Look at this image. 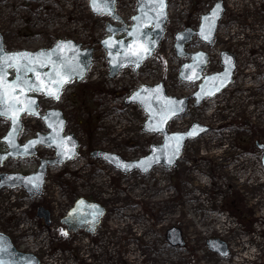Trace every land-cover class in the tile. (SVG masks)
<instances>
[{
	"label": "rangeland",
	"instance_id": "rangeland-1",
	"mask_svg": "<svg viewBox=\"0 0 264 264\" xmlns=\"http://www.w3.org/2000/svg\"><path fill=\"white\" fill-rule=\"evenodd\" d=\"M215 1L168 0L165 37L137 72L127 68L117 78L102 74L99 80L91 72L84 80L69 83L58 102L41 99V112L49 107L62 110L66 131L80 141L77 158L55 167L45 190L52 197L59 193L66 206L79 196L107 206L105 220L87 241L81 233L54 241L51 251L59 247L66 255L73 250L75 259L73 263L60 257L56 264H264V167L259 164L262 151L255 146L256 141L264 143V3L224 0L214 46L206 48L197 38L189 44L191 52L209 53L206 72L220 69L221 50L234 53L235 81L169 124L170 131L185 130L193 121L210 127L186 143L175 167L157 166L147 174L122 176L90 155L104 149L131 160L145 155L150 143L161 142L160 135L142 132L146 115L136 105H124V97L142 83L163 78L171 96L194 92L197 82L178 79V67L187 59L176 57L169 42L175 32L197 28L200 16ZM116 10L130 21L135 0H116ZM107 21L108 17L91 14L86 0H0V33L10 51L47 48L64 38L92 47L96 60L102 57L98 41ZM93 69L105 72L101 62ZM7 126L0 118V136ZM44 130L39 118L26 116L20 142ZM39 153L8 160L0 172H34L38 158L49 155L42 149ZM12 194L0 192V232L9 235L17 248L35 250L24 245L23 240H32L21 224L33 223L40 230L43 223L35 210L47 204L16 200L22 210L10 209ZM171 226L181 230L182 246L172 247L166 241ZM210 238L227 243L229 255L223 258L210 251L206 245ZM51 259L43 264H54Z\"/></svg>",
	"mask_w": 264,
	"mask_h": 264
},
{
	"label": "water",
	"instance_id": "water-1",
	"mask_svg": "<svg viewBox=\"0 0 264 264\" xmlns=\"http://www.w3.org/2000/svg\"><path fill=\"white\" fill-rule=\"evenodd\" d=\"M89 1V8L92 14L104 15L110 18V21L106 22L105 32L106 36L102 38L99 43L100 46L105 51V58L107 59L108 66V77L113 78L121 69L126 67H131L135 72L144 63L145 59L149 58L153 52L158 48L161 39L164 35V26L167 22V0H164L166 5L163 9L164 15L158 17L157 12L153 10V0H136V13L131 18V23L128 25L118 14L115 12V2L116 0H96L98 10H94L92 7V0ZM217 4H220L221 11L219 17L215 20V26L211 32L209 39H204L201 35V28L204 25L207 31V25L204 22L205 16H210L212 10ZM223 0H216L214 4L205 12L200 19L197 29H192L190 27L185 28L182 31H178L174 34V51L178 58L187 57L189 60L182 63L179 67L178 78L182 82H195L199 81L197 84V89L191 95H187L181 98L170 96L166 93L162 82L154 85L141 84L136 90L132 91L124 100V104H135L143 109L146 114V119L142 126V131L146 133L161 134V142L158 144H150L148 147V152L141 156L137 160H126L119 155L104 150H94L91 156L95 159H100L106 162L115 170L122 174H128L131 172H138L139 174L148 173L153 167L162 165L165 169L176 166L177 161L181 158L183 148L187 141H192L199 136L203 135L209 130V126L200 124L198 122H192L185 131L171 132L168 131V123L179 116L185 114L188 102L193 98L192 106L198 107L205 98H212L223 89H225L228 84L233 80V74L235 70V57L234 54L222 50L220 52V65L221 70L215 73L204 75L203 72L208 62V55L203 50H198L195 52L187 51L186 44L190 43L193 37L199 39L203 44L207 46H212L214 44V37L218 27V22L224 13ZM139 17V20L134 19ZM159 25L158 27L156 25ZM139 28L143 33L139 39H135L130 36L135 29ZM109 29H112L110 33ZM111 39L113 41H124V46L121 47L118 44H114L113 47L105 45L104 41ZM58 44L69 45L68 48L57 49ZM141 45L144 49H148L147 52L142 53L143 58L139 61L138 66L135 56L125 57L124 53L129 48L131 50L141 52ZM0 46L4 48L3 36L0 33ZM74 49V51L72 50ZM5 50V49H4ZM6 53H46L51 55V60L55 61L57 65L65 62V57H67V64L70 66L68 69L64 70L63 79L64 82L62 87L59 89V97L62 93L63 87L72 80L76 82L81 81L91 65L92 59V48H81V44L75 42L72 39H62L58 38L54 44L50 47H41L35 50H15L7 51ZM190 66L186 68L185 66ZM230 66V72L227 80L220 86L221 79H211L213 77H223L226 69ZM75 69L74 71L72 69ZM37 71L41 74V78L47 83L46 75L52 72V65L46 63L44 67L37 66ZM12 72V75L11 73ZM15 70L12 68L7 69V80L13 81L15 79ZM29 77L35 82L39 83L35 79L33 73L28 74ZM55 90V86H52ZM219 88V90H216ZM203 89V91H202ZM214 92V94L209 95L208 93ZM139 94V96H137ZM21 97L25 96V93L19 94ZM39 95L44 98L52 99L57 101V99L52 96L47 95L45 92H26V96L35 101L34 114L32 116L38 117L43 121L46 128V132H36L35 135L25 142L20 143L18 140L19 134H15L13 138V143L15 147L11 146L8 142L9 133L12 132L11 120H8V128L3 136L0 137V142L4 145L5 151L0 152V165L3 162L10 159L26 158L37 154L36 148L39 146L51 148L54 151L53 158L50 159H40L39 165L36 170L32 173H20V172H1L0 173V190L2 188L11 187H22L24 191L28 194L30 198L39 196L41 194L44 178L46 175L47 167L49 165H62L64 162L72 159L77 154L78 142L73 134L64 135L66 120L60 109L57 108H46L43 113L39 111ZM133 97H136L133 99ZM168 101H177L176 108L180 109L176 112L167 111ZM22 107L24 105H21ZM23 114H28L27 112H22L19 114V121L21 124V116ZM194 126L196 128V135H187L193 130ZM22 127V124H21ZM159 128V131H153L151 129ZM204 129L205 131H200ZM176 135H183L184 138L180 141L171 139V137ZM68 138H71V143H68ZM31 141H40L35 144L30 150L29 154H24V147L28 145ZM63 141L62 147H57L59 142ZM74 145V155H69L67 149H72ZM258 149L262 150V165L264 166V143L255 142ZM179 148L178 154L173 156V149ZM154 158V159H153ZM171 159V163L169 160ZM148 161V163L142 164L141 162ZM127 165V168H125ZM139 165V166H137ZM11 177H17L19 179H9ZM39 177L40 187L38 190H34L27 186L25 181L27 178ZM105 213V207L99 203L89 201L84 197L77 198L68 213L61 218L60 222L67 226L68 230L76 231L78 229H83L85 233L92 234L99 224L101 217ZM36 216L42 218L45 224H49L48 211L43 207L38 206L36 208ZM166 240L171 245H183V238L181 235V230L177 227H170L166 231ZM207 247L210 251L216 253L220 257H226L229 254V250L225 242L219 238H210L206 240ZM0 261L4 264H39V260L31 253L20 252L15 249L11 239L8 235L0 232Z\"/></svg>",
	"mask_w": 264,
	"mask_h": 264
},
{
	"label": "snow or ice",
	"instance_id": "snow-or-ice-1",
	"mask_svg": "<svg viewBox=\"0 0 264 264\" xmlns=\"http://www.w3.org/2000/svg\"><path fill=\"white\" fill-rule=\"evenodd\" d=\"M166 5L164 4V0H153V10L157 12L158 17H162L164 15L163 9ZM92 7L94 10H98V6L96 4V0H92ZM221 11L220 4H217L215 8L212 10L210 16H205L204 22L207 25V31L205 30L204 25H202L200 35L204 39H209L211 32L215 26V20L219 17V13ZM139 20V17L134 18ZM159 26L158 24L156 25ZM110 33L112 29H109ZM130 36H133L135 39H139L143 36V33L139 28L135 29L132 33H129ZM105 45L110 48L114 46V44H118L121 47L124 46V41H113L110 37L109 40L104 41ZM69 45L58 44L57 49L68 48ZM74 51V49H72ZM148 49H144L141 45V52H137L131 50L130 48L125 51L124 55L127 58L128 56H135L137 66L139 61L143 58L142 53L147 52ZM67 57H65V62L57 65L55 61L51 60V55L46 53H6L4 48L0 46V117H6L11 120L12 132L9 133L8 142L11 146L15 147L13 143V138L15 134H18L22 131V127L19 121V114L22 112H27L28 114H34L35 101L28 98L26 96V92H45L47 95L52 96L55 99H59V89L62 87V84L66 81L63 79L64 70L68 69L70 66L67 64ZM46 63L52 65V72L45 74L47 83L45 84V80L41 78V74L37 71V66L44 67ZM186 68L190 66H185ZM12 68L15 70V79L13 81L7 80V69ZM75 70L74 68L72 69ZM230 72V66L226 69L223 77H213L211 79H221L220 86H223V83L227 80V77ZM29 73H33L35 75V79L39 81V83H35L30 77ZM55 86V90H53L52 86ZM219 90V88H216ZM203 91V89H202ZM25 93L24 97H21L19 94ZM209 95L214 94V92L208 93ZM139 96V94H137ZM136 97H133L135 99ZM177 101H168L167 111L176 112L180 109L176 108ZM21 105H24L23 107ZM198 126H194L193 130L190 131L187 135L193 136L196 135V128ZM153 131H159V128L151 129ZM200 131H205L204 129H200ZM184 138L183 135H176L171 137V139L180 141ZM40 141H31L28 145L24 147V154H29V150ZM68 143H71V138H68ZM63 141L57 144V147H62ZM179 148L176 147L173 149V156L178 154ZM67 153L69 158L71 155H74V145L72 149H67ZM154 159V158H153ZM171 159L169 163H171ZM142 164L148 163V161L141 162ZM139 166V165H137ZM127 168V165H125ZM9 179H19L17 177H11ZM26 185L31 187L34 192L38 190L40 187V178L39 177H29L25 181ZM2 186V185H0ZM66 235L67 233H63ZM0 264H4L3 261H0Z\"/></svg>",
	"mask_w": 264,
	"mask_h": 264
},
{
	"label": "built area",
	"instance_id": "built-area-1",
	"mask_svg": "<svg viewBox=\"0 0 264 264\" xmlns=\"http://www.w3.org/2000/svg\"><path fill=\"white\" fill-rule=\"evenodd\" d=\"M99 62H101L100 59H98L96 61V64H98ZM36 238H37L38 244H37V246H35V250H40V249L47 250V246H48V235H47V232L45 230L41 231L37 235ZM60 255H61L60 252L57 251L56 252V256L59 257Z\"/></svg>",
	"mask_w": 264,
	"mask_h": 264
},
{
	"label": "flooded vegetation",
	"instance_id": "flooded-vegetation-1",
	"mask_svg": "<svg viewBox=\"0 0 264 264\" xmlns=\"http://www.w3.org/2000/svg\"><path fill=\"white\" fill-rule=\"evenodd\" d=\"M261 3H264V0H261ZM161 43H162V42H161ZM235 70H236V69H235ZM234 74H235V71H234ZM233 81H235V75H233ZM44 131H45V130H44ZM44 131H43V132H44ZM0 148H1V147H0ZM89 199H92V198L89 197ZM105 216H106V212H105V214L103 215V217H102V219H101V222H103V221L105 220V219H104Z\"/></svg>",
	"mask_w": 264,
	"mask_h": 264
},
{
	"label": "bare ground",
	"instance_id": "bare-ground-1",
	"mask_svg": "<svg viewBox=\"0 0 264 264\" xmlns=\"http://www.w3.org/2000/svg\"><path fill=\"white\" fill-rule=\"evenodd\" d=\"M169 12H170V5H168V14H169ZM139 227H140V229L144 228V224H142V225L139 224Z\"/></svg>",
	"mask_w": 264,
	"mask_h": 264
}]
</instances>
